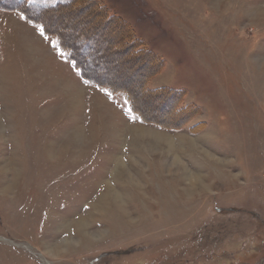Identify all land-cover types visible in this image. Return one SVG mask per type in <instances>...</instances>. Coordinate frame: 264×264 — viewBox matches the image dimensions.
Segmentation results:
<instances>
[{"label": "rangeland", "instance_id": "obj_1", "mask_svg": "<svg viewBox=\"0 0 264 264\" xmlns=\"http://www.w3.org/2000/svg\"><path fill=\"white\" fill-rule=\"evenodd\" d=\"M0 264H264V0H0Z\"/></svg>", "mask_w": 264, "mask_h": 264}, {"label": "bare ground", "instance_id": "obj_2", "mask_svg": "<svg viewBox=\"0 0 264 264\" xmlns=\"http://www.w3.org/2000/svg\"><path fill=\"white\" fill-rule=\"evenodd\" d=\"M116 86V85H115ZM167 121V120H166ZM133 130V129H132ZM135 136L137 137V139H149L151 140L155 145H164L167 147V149H169V151L172 149V146H173V140L164 135V134H161V133H157V132H154V131H149V130H144L142 132H140V130H135ZM134 133V132H133ZM172 140V141H171ZM185 141V140H184ZM187 142V144L191 143V145H194V148L197 150V147L195 146V144L192 143V140H188V141H185ZM206 156H211L209 155L207 152H204ZM174 163H173V166L174 167H177L179 166V168L185 173L187 174L188 177H190L189 179L191 180V183H194L197 184L198 182H201V179L200 177H198L197 175L195 174H191L185 167L184 165L182 164V161L178 158V157H175V159L173 160ZM119 169L122 170V173H126L127 170H126V167L123 165V164H120L119 165ZM6 171V170H5ZM9 188V187H8ZM110 191V190H109ZM113 200L114 202L118 203L117 205L118 206H122V199H121V196L116 192V191H110L108 192L106 195H104L103 198H101V200L98 201V203L96 204V206H100V207H104L105 208V205L108 203L109 204V201ZM88 221L86 219H83L79 222H76V225L80 228V229H83L85 231L88 230ZM89 231V230H88Z\"/></svg>", "mask_w": 264, "mask_h": 264}, {"label": "trees", "instance_id": "obj_3", "mask_svg": "<svg viewBox=\"0 0 264 264\" xmlns=\"http://www.w3.org/2000/svg\"><path fill=\"white\" fill-rule=\"evenodd\" d=\"M32 6V8H30ZM60 6H63V5H59V4H57V5H54V6H43V7H40V6H38V7H36V5H31V4H29V5H26V7L27 8H30V9H33V10H37V12L39 13V14H44V13H46L47 11H49V10H52V9H57V8H59ZM43 19V18H42ZM43 27V29H44V33L45 34H49V33H47L46 32V30H45V27L44 26H42ZM57 46H58V48H59V50L62 52V53H64L65 54V56L74 64V66H75V68L76 69H79V71H80V73H81V75H82V77L83 78H85L87 81H89V78L85 75V70H84V68H83V66H81V65H79L78 64V61H77V59H75V56H74V54H73V52L71 51V52H69L67 49H65L62 45H61V43L59 42H57ZM92 62V61H91ZM108 90L109 91H111V92H114L111 88H108ZM149 91H151L152 93L153 92H163L164 91V93L166 92L167 93V91H165V90H163V89H159V90H151V89H149ZM168 92L169 93H167L166 95H167V97L168 98H172V99H174V100H176V98L174 97V96H172L173 94H175L174 92H173V90L171 91V90H168ZM173 93V94H172ZM181 94V96H183V94L182 93H180ZM176 95V97L178 96V92L175 94ZM126 101H127V103L129 104V107H130V109H131V111H132V113H135L136 115H138L139 117H140V119H142V120H145L144 119V117L142 116V114H141V112H139V111H137L136 109H135V105H134V100H133V98H132V96L130 95V94H128V92H126ZM176 102H179V99L176 101ZM181 112V111H180ZM184 112V111H183Z\"/></svg>", "mask_w": 264, "mask_h": 264}, {"label": "snow or ice", "instance_id": "obj_4", "mask_svg": "<svg viewBox=\"0 0 264 264\" xmlns=\"http://www.w3.org/2000/svg\"><path fill=\"white\" fill-rule=\"evenodd\" d=\"M40 32H41V35L44 34V29H43V27H40Z\"/></svg>", "mask_w": 264, "mask_h": 264}]
</instances>
